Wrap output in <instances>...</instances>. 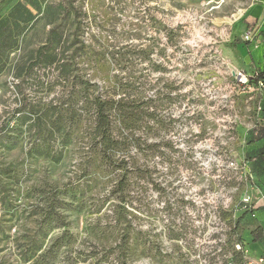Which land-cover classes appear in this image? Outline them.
Returning <instances> with one entry per match:
<instances>
[{
    "label": "rangeland",
    "instance_id": "374dc122",
    "mask_svg": "<svg viewBox=\"0 0 264 264\" xmlns=\"http://www.w3.org/2000/svg\"><path fill=\"white\" fill-rule=\"evenodd\" d=\"M17 8L33 21L11 19ZM54 28L78 70L68 83L28 70ZM9 32L0 264L254 261L245 242L264 213V0H0L1 40ZM87 87L145 103L136 129L113 121L124 146L89 145Z\"/></svg>",
    "mask_w": 264,
    "mask_h": 264
},
{
    "label": "trees",
    "instance_id": "16d2710c",
    "mask_svg": "<svg viewBox=\"0 0 264 264\" xmlns=\"http://www.w3.org/2000/svg\"><path fill=\"white\" fill-rule=\"evenodd\" d=\"M11 19H13L16 23L20 22L22 24H29L33 21V15L28 11L22 12L20 8H17L15 12H13ZM11 38V32H9L8 36L2 40L0 36V60H2L4 55L7 57L8 52L17 50V42L3 46L4 43L10 42L12 40ZM63 45L62 35L57 32L56 28H54L49 35L47 44L39 48L36 52L33 62L30 64L28 70L33 71L35 68H51L54 72L58 73L57 78L59 80H64L68 83L72 78L75 79V73L78 70L76 69L75 64L66 60L67 49H65ZM261 83L262 79L255 85H260ZM89 89V87L85 88V104L90 105L95 115L93 122L94 131L92 138H90L91 140L89 145L92 147H100L103 153H106L108 150H115L124 146L128 143V139L125 138L120 141L114 138L113 121L118 117L121 124L125 125L127 130L136 129L138 124L143 121V118L146 115L143 110L145 103L140 101H131L128 96L120 97L119 99H116L115 97L108 99V97H105L104 93H98L96 96H93L94 94H90ZM38 121L40 122V118ZM57 126V123L51 124V127H55L57 130H52V134L48 140L49 142L45 148L46 151H51L50 140L55 137V134L60 133ZM44 129L47 130V127H44ZM42 154H44V152ZM50 155L51 154L49 152L47 156L50 157ZM52 159L54 162H58L60 157H52ZM51 208V212H53V210H55V206L53 205ZM260 236L261 235L258 233V230L253 232L255 240H258Z\"/></svg>",
    "mask_w": 264,
    "mask_h": 264
},
{
    "label": "crops",
    "instance_id": "0c3cea01",
    "mask_svg": "<svg viewBox=\"0 0 264 264\" xmlns=\"http://www.w3.org/2000/svg\"><path fill=\"white\" fill-rule=\"evenodd\" d=\"M262 220L260 224L256 227L254 231L258 230V233L261 235L258 240H255L252 236L253 231L249 232V236L245 242V249L247 252V257L256 262L259 258H264V213L261 214ZM251 261L248 263L250 264Z\"/></svg>",
    "mask_w": 264,
    "mask_h": 264
},
{
    "label": "built area",
    "instance_id": "2783aa9c",
    "mask_svg": "<svg viewBox=\"0 0 264 264\" xmlns=\"http://www.w3.org/2000/svg\"><path fill=\"white\" fill-rule=\"evenodd\" d=\"M240 249V246H237ZM250 264H264V258H259L256 262H251Z\"/></svg>",
    "mask_w": 264,
    "mask_h": 264
},
{
    "label": "bare ground",
    "instance_id": "6f19581e",
    "mask_svg": "<svg viewBox=\"0 0 264 264\" xmlns=\"http://www.w3.org/2000/svg\"><path fill=\"white\" fill-rule=\"evenodd\" d=\"M237 27V26H236ZM234 28V27H233Z\"/></svg>",
    "mask_w": 264,
    "mask_h": 264
}]
</instances>
